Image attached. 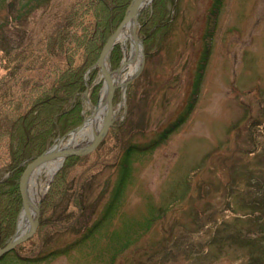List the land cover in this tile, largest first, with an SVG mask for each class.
Returning a JSON list of instances; mask_svg holds the SVG:
<instances>
[{"label":"rangeland","instance_id":"obj_1","mask_svg":"<svg viewBox=\"0 0 264 264\" xmlns=\"http://www.w3.org/2000/svg\"><path fill=\"white\" fill-rule=\"evenodd\" d=\"M75 1L0 0V80H9L7 52L14 56L28 43L34 49L25 63L12 64L19 65L21 79L10 94L23 98L30 92L21 90V84L35 77L33 70L42 65L35 53ZM153 3L139 9L138 23L146 22L148 13L151 21ZM211 4L166 0L162 20L167 18L169 26L155 31L148 49L136 22L139 50L131 63L125 61L130 40L115 39L119 65L125 63L120 75L128 66L137 69L125 87L113 85L111 126L93 151L72 156L79 161L65 157L53 176L42 164L32 171L38 207L59 172L54 187L60 191L44 203L50 216L42 226L0 264H264V0H223L192 111L162 144L135 155L117 206L84 236L111 198L125 149L147 144L182 114L203 51ZM110 52L103 64L116 74ZM85 55L76 54L73 65ZM98 59L82 73L80 123L64 135L56 133L44 152L79 131L95 111L107 81ZM54 61L57 56L46 55L42 63ZM5 144L0 142V168L7 157ZM8 175L7 168L0 170V179ZM58 250L63 252L54 253Z\"/></svg>","mask_w":264,"mask_h":264},{"label":"trees","instance_id":"obj_2","mask_svg":"<svg viewBox=\"0 0 264 264\" xmlns=\"http://www.w3.org/2000/svg\"><path fill=\"white\" fill-rule=\"evenodd\" d=\"M165 1L154 0V16L150 17L151 21L149 22L148 13L147 21L138 23L140 25L139 34L143 38V42L145 44L148 42V45H146L147 49L150 48L155 31L161 28L167 29L169 26L167 18L162 20ZM222 2L223 0H212L203 34V51L196 69L192 91L182 114L177 117L174 123L159 132L147 144L143 146L130 145L125 149L120 158L117 180L111 198L102 213V217L87 230L84 236L90 235L91 231L103 219H106L117 206L130 177L131 164L135 155L150 152L162 144L192 111L197 101L205 66L211 51L212 36L216 28V20L220 13ZM129 3L127 0H76L66 12L58 17L52 31L44 36L40 49L38 51L35 50V54L39 56L42 65L38 69L33 70L35 71V77L27 78V81L21 84V90H24L23 87L30 89V92H25L26 95L23 98L21 95L17 98L15 95L10 94L12 91L9 89L14 85L16 86L18 84L17 80L21 79L20 75H18L20 74L18 73L19 65L12 64L16 62L25 63L29 56L32 57L34 49L31 46L32 44L28 43L21 46L20 51H17L14 56L12 53L7 52L5 58L9 59L7 63L10 66L6 68L9 80H0V142H6L7 153L0 170L7 168L9 171V175L6 178L0 179L1 248L7 244V241H9L15 231L22 206L19 179L25 167L44 152V145L56 133L64 135L69 131L70 127L80 123L81 113L78 94L85 88L82 80L84 67L89 69L98 59L107 39L123 20ZM157 13L161 16L155 17ZM154 26V31H151ZM90 43H93V46L88 47ZM112 48L110 65L112 69H117L121 60L120 49L118 47ZM39 51H42L41 54ZM79 52L86 53L87 56L85 55L81 60L82 63L80 62L75 67L73 65L74 58L77 57L76 54H79ZM46 55L57 56L58 61H54L50 65L43 64L42 60L45 59ZM91 72L92 68H90V74ZM49 74H51L52 79ZM32 95L34 98L28 97ZM96 98L94 93L92 95V103H95ZM12 102L16 103L13 111L9 109ZM69 159L79 161L81 158L70 157ZM58 174L51 183L45 199L39 204L37 228L42 226L45 222L44 219L50 216L47 215L46 211L44 212V203L46 204V201L50 199L49 197L53 195L54 191L55 194H58L59 188L58 190L55 189L58 185L54 187L60 177ZM258 187L260 188L261 186L259 185ZM69 248L70 245L63 251ZM63 251L58 250L54 251V253ZM52 255L53 253L49 256ZM46 258L44 257V259ZM34 260L40 261L38 258Z\"/></svg>","mask_w":264,"mask_h":264},{"label":"bare ground","instance_id":"obj_3","mask_svg":"<svg viewBox=\"0 0 264 264\" xmlns=\"http://www.w3.org/2000/svg\"><path fill=\"white\" fill-rule=\"evenodd\" d=\"M149 1L150 0H143L140 8L147 5ZM133 34L136 35V27L133 22V19H129L123 25V27L121 28L116 38L117 40H128L129 39L131 42V47L128 52L129 54L125 58L126 63H129V62L131 63L133 60L137 59V56H138L137 52L139 50V45H137L132 39ZM128 68H129L128 72L125 75L121 76L120 71L116 74H111L106 63L103 64V71L109 74V77L111 79V84L119 85L121 87H123L125 81L133 75L134 71L137 69V66H134L132 68L128 66ZM107 91H108V83L107 81H105V83L103 84L102 91L100 93L98 105L95 111L92 112V115L87 120H85L82 128L79 131L72 132L64 142L63 140H60L58 143L54 144L50 148L49 150L50 152L52 153L60 152L62 150H80V149H84L85 147L89 145V143L94 139V137L98 134L101 128L102 121L106 113ZM63 159H64L63 155L55 156L49 161L43 163L41 167L46 169V172L49 176H53L54 173L60 167L61 163L63 162ZM30 178H31V175L25 182L23 189H24V195H25V200H26L27 212L29 216L31 217V219L33 220L36 216L38 197L34 195L35 192L33 191L35 189L33 188V185H31L32 181ZM28 228H29L28 217L25 211H22L19 215V219L15 227V232H16L15 237L23 236L27 232ZM13 235L11 236V238L13 237Z\"/></svg>","mask_w":264,"mask_h":264},{"label":"water","instance_id":"obj_4","mask_svg":"<svg viewBox=\"0 0 264 264\" xmlns=\"http://www.w3.org/2000/svg\"><path fill=\"white\" fill-rule=\"evenodd\" d=\"M143 0H133L122 20V22L120 23V25L118 26V28L116 29V31L110 36V38L108 39V41L105 43L100 57L97 61V65L103 69V62L105 60L106 55L108 54V52L111 50L112 46L115 43V39L119 33V31L121 30V28L123 27V25L129 20V19H133L134 24H136L137 22V17H138V13H139V9L141 6ZM132 39L134 40L135 43H138L137 37L135 36V34H133ZM124 64V63H123ZM123 65H121L122 67ZM119 67L116 72L118 73L122 68ZM105 79L107 80L108 83V91H107V104H106V113L104 115L103 121H102V126L98 132V134L95 136V138L91 141V143L85 147L84 149H80V150H62L60 152H44L41 155H39L38 157H36V159H34L32 162H30L26 168L24 169L20 179H19V192H20V196H21V200H22V211H25L27 217H28V221H29V228L27 230V232L21 236V237H15V234L13 235V237L9 240V242L7 243V245L3 248H0V259L7 254L9 251L13 250L15 248V246L23 241H25L27 238L31 237L33 235V233L35 232L37 225H38V221H37V216H38V206L36 208V216L35 218L32 220L31 217L29 216L28 212H27V207H26V200H25V195H24V185L25 182L27 181L29 175L32 173V171L38 167L39 165L43 164L46 161H49L50 159L54 158L55 156H59V155H63L64 158L65 157H72V156H84L88 153H90L91 151H93L95 149V147L97 146V144L99 143V141L101 140V138L105 135V133L107 132V130L109 129V127L112 124V114H113V108H112V103L111 100L113 98V93H114V89L115 87H113V85L111 84V79L109 77V75L107 73L104 74ZM128 84L125 83L123 86L125 87ZM81 129V126L78 127L76 130Z\"/></svg>","mask_w":264,"mask_h":264}]
</instances>
